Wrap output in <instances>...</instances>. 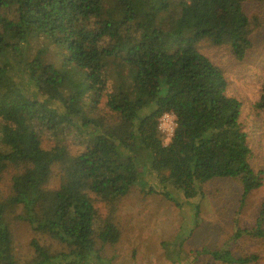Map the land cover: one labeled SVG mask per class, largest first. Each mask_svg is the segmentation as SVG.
<instances>
[{
    "label": "trees",
    "instance_id": "trees-1",
    "mask_svg": "<svg viewBox=\"0 0 264 264\" xmlns=\"http://www.w3.org/2000/svg\"><path fill=\"white\" fill-rule=\"evenodd\" d=\"M263 36L264 0H0V264H114L134 194L264 193V82L245 101L211 57L259 65ZM255 207L187 264H264Z\"/></svg>",
    "mask_w": 264,
    "mask_h": 264
},
{
    "label": "rangeland",
    "instance_id": "rangeland-1",
    "mask_svg": "<svg viewBox=\"0 0 264 264\" xmlns=\"http://www.w3.org/2000/svg\"><path fill=\"white\" fill-rule=\"evenodd\" d=\"M259 43L262 44L261 38ZM257 55L259 65L249 60L241 66L232 63L225 51L211 54L216 64L228 66L224 69L228 70L232 82L230 90L245 101L254 97L257 77L264 82V54ZM214 189L222 190L221 196L208 199L205 204L196 200L187 202L177 194L172 196L174 201L166 200L161 194L126 197L119 210L124 236L121 244L108 253L115 256L113 263L187 264L185 249L220 248L232 234L234 224L237 227L239 221L249 222L257 209L256 202L264 199V193L251 194L243 202L238 189L232 185ZM22 239L28 242L30 234L23 232ZM182 243V248L172 251V245Z\"/></svg>",
    "mask_w": 264,
    "mask_h": 264
},
{
    "label": "built area",
    "instance_id": "built-area-1",
    "mask_svg": "<svg viewBox=\"0 0 264 264\" xmlns=\"http://www.w3.org/2000/svg\"><path fill=\"white\" fill-rule=\"evenodd\" d=\"M176 122L172 114L163 115L158 121V135L163 147H168L175 141Z\"/></svg>",
    "mask_w": 264,
    "mask_h": 264
}]
</instances>
